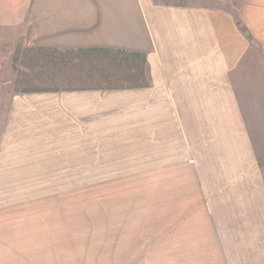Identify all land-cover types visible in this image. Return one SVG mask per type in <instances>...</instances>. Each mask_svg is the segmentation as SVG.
<instances>
[{"label":"rangeland","instance_id":"rangeland-1","mask_svg":"<svg viewBox=\"0 0 264 264\" xmlns=\"http://www.w3.org/2000/svg\"><path fill=\"white\" fill-rule=\"evenodd\" d=\"M117 7L84 49L140 53L121 73L42 74L20 53L52 47L0 26V264H264V178L235 99L164 89L141 12Z\"/></svg>","mask_w":264,"mask_h":264},{"label":"crops","instance_id":"crops-1","mask_svg":"<svg viewBox=\"0 0 264 264\" xmlns=\"http://www.w3.org/2000/svg\"><path fill=\"white\" fill-rule=\"evenodd\" d=\"M79 1L0 0V26L57 50L100 42L107 26L116 32L118 0ZM122 1L141 12L139 50L157 52L164 89L232 94L236 137L249 140L264 178V0Z\"/></svg>","mask_w":264,"mask_h":264},{"label":"trees","instance_id":"trees-1","mask_svg":"<svg viewBox=\"0 0 264 264\" xmlns=\"http://www.w3.org/2000/svg\"><path fill=\"white\" fill-rule=\"evenodd\" d=\"M23 51H25L23 53ZM20 56L26 60L25 63H40L41 60H44V63H40V65H44L45 69L41 68L42 74L50 73L51 75H58L69 73L67 69L69 68L67 64L73 65L74 63H80L79 70L85 67V64L92 65L93 63L97 64L104 60V62L108 63L107 66L112 67L113 71H117V73L125 72L124 70L129 66L131 61L138 62L142 64L143 58L140 53L137 52H125L120 50H108V49H80V50H56V49H43V48H29L23 50ZM19 55V51L16 50ZM16 55V57L18 56ZM105 58V59H104ZM65 65L62 68L60 65ZM25 65V64H24ZM30 71V69H27ZM116 73V74H117ZM21 74L25 77H29L30 74L27 72H21ZM124 78L119 79L118 81L123 82ZM34 82L28 81L27 83ZM23 91H32L33 88H23Z\"/></svg>","mask_w":264,"mask_h":264}]
</instances>
